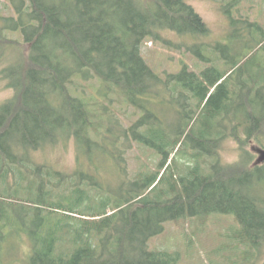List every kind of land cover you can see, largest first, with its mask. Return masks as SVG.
<instances>
[{"label": "trees", "instance_id": "1", "mask_svg": "<svg viewBox=\"0 0 264 264\" xmlns=\"http://www.w3.org/2000/svg\"><path fill=\"white\" fill-rule=\"evenodd\" d=\"M241 1L223 2L230 25L223 42L187 44L205 69L198 73L183 62L163 77L142 54L146 39L160 40L162 29L199 40L211 33L188 0H9L15 15L0 16L1 26L22 36L29 55L4 69L14 95L0 104V264H178L179 253L152 250L150 240L169 221L216 213L233 215L237 225L228 235L235 242L215 251L241 249L235 264L257 258L264 244V161L246 168L251 160L244 152L243 163L224 167L215 154L228 137L225 119L241 107L234 101L246 100L244 118L230 120L234 129L250 131V139L264 123V77L254 71L264 72L258 61L264 26L235 16ZM209 48L210 55L203 53ZM90 81L108 100L118 94L137 108L139 118L122 127L111 114L104 123L91 102L97 98L78 90ZM156 99L171 104L174 129L159 130L163 120L150 102ZM72 138L81 155L102 148L119 167L133 146L156 150L161 161L111 194L82 172L68 176L33 159ZM205 154L216 159L207 169ZM183 158L189 161L180 166Z\"/></svg>", "mask_w": 264, "mask_h": 264}, {"label": "rangeland", "instance_id": "2", "mask_svg": "<svg viewBox=\"0 0 264 264\" xmlns=\"http://www.w3.org/2000/svg\"><path fill=\"white\" fill-rule=\"evenodd\" d=\"M146 1L149 2L150 0ZM228 1L230 0H225V2ZM188 2L202 16L201 18L209 26L211 33L206 38L202 37L199 40V38L192 39L189 35H180L176 31L162 29V31H159L160 40L156 41L151 37L146 39L142 46V54L152 69L163 77L168 73L180 71L183 62L189 65L190 70L200 73L208 65L202 61L200 62L192 53L187 51V44L198 43V41L223 42L227 38L228 30H230L229 19L223 11L224 0H188ZM235 10V16H249L252 20L258 21L264 26V0H242L235 6ZM11 15H15V12L9 0H0V16ZM1 24L0 21V104L14 95V89L10 87L9 79L4 76L5 67L15 61L27 62V56L29 55V47L23 41L22 36L18 32L6 31ZM166 40H170L172 45H168ZM211 52V48L206 52L203 51L206 55H210ZM258 61L264 67V52L261 53ZM219 66L224 68L221 64ZM254 71L264 77V72L262 73L257 68ZM235 78L238 80L239 78L244 79V75L238 73ZM90 82L93 83L84 82L80 84L78 90L80 93L85 92L87 96L94 95L97 98L91 100V102L95 103V111L102 115L101 118L104 123L107 122V118L111 114L119 119L118 121L122 127H129L139 118L140 111L123 102L118 94H111L113 100H108L109 98L104 97V94L99 91L100 84L94 81ZM150 102L152 106L156 107L159 118L163 120V124L159 127L160 131H166L167 127L174 129V123H176V126L179 125V121H176L177 118H174L176 114H171V104L168 100L156 99L150 100ZM245 102L246 100H236L234 106L241 104V107L246 108ZM241 107L236 109L235 113L229 114L225 119V123H223L224 129L229 132L228 137L220 140L217 144L215 154L219 157L220 166H237L247 159V154L245 155L244 152H248L250 153L248 159L251 160V164H248L246 168H250L260 156L259 153L253 150V147L264 149V123H261L260 128L253 130L250 139L248 137L250 131L247 134L245 128L237 127L234 129L232 127L234 125L230 122L231 119L244 118L243 114L245 113ZM258 109L262 112L260 107ZM120 125L119 127H121ZM235 126L237 125L235 124ZM106 127L104 126L101 130H105ZM199 127H202V125ZM231 131L235 132L234 135ZM236 135L239 136V139L235 137ZM242 141L245 143L247 141L245 148L242 147ZM107 147L112 148L109 145ZM205 155L202 162L206 163L204 167L207 169L210 168L207 164L211 165L216 159L213 156ZM32 157L39 163H47L65 174L69 173L68 176H73L76 172H82L85 177H93V181L96 182V189L106 191L109 188L111 194L117 193L123 179H133L141 170L153 171L161 161V156L156 150L133 146L132 149H126L124 159L121 160L122 166L119 167L113 162L112 156L102 148L92 150L90 153L82 152L81 155L78 152L74 138L52 145L49 144L42 150L34 152ZM184 161H189V159L183 158V161L178 162V164L183 166ZM244 167L245 165H242L240 169H245ZM86 182H90V179H87ZM84 189L88 193L92 191L86 184ZM110 191L107 192L110 193ZM21 195H26V192L21 193ZM86 203H89L88 200H86L85 206H89ZM236 225L237 221L233 215L221 213L212 214L205 219L189 217L179 221H169L165 225L164 232L152 238L148 244L152 250L179 253L178 264H235L241 262V257L238 254H241L240 248L245 249L244 246L239 247L240 250H233L234 245L231 249L226 248L221 252L215 250L220 246L223 247V245L235 242L228 235ZM25 250H28L27 244L23 245V250L21 249L20 252L24 253ZM256 252L258 256L251 264H264V244ZM17 264H23V262Z\"/></svg>", "mask_w": 264, "mask_h": 264}, {"label": "water", "instance_id": "3", "mask_svg": "<svg viewBox=\"0 0 264 264\" xmlns=\"http://www.w3.org/2000/svg\"><path fill=\"white\" fill-rule=\"evenodd\" d=\"M253 150L259 153V158L256 161V164L262 163L264 161V149L259 147H253Z\"/></svg>", "mask_w": 264, "mask_h": 264}]
</instances>
